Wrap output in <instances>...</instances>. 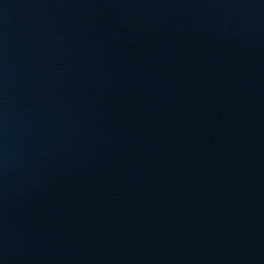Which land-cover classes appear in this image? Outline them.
I'll return each mask as SVG.
<instances>
[{
    "label": "water",
    "instance_id": "obj_1",
    "mask_svg": "<svg viewBox=\"0 0 264 264\" xmlns=\"http://www.w3.org/2000/svg\"><path fill=\"white\" fill-rule=\"evenodd\" d=\"M0 264H264V0H0Z\"/></svg>",
    "mask_w": 264,
    "mask_h": 264
}]
</instances>
